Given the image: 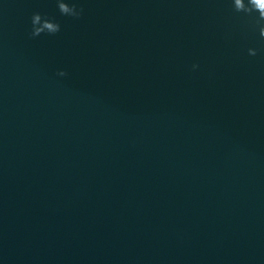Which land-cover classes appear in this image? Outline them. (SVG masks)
Instances as JSON below:
<instances>
[{"label":"water","instance_id":"95a60500","mask_svg":"<svg viewBox=\"0 0 264 264\" xmlns=\"http://www.w3.org/2000/svg\"><path fill=\"white\" fill-rule=\"evenodd\" d=\"M66 2L81 19L0 0V264H264L253 18L233 0ZM35 13L61 31L32 38Z\"/></svg>","mask_w":264,"mask_h":264},{"label":"clouds","instance_id":"9594fccd","mask_svg":"<svg viewBox=\"0 0 264 264\" xmlns=\"http://www.w3.org/2000/svg\"><path fill=\"white\" fill-rule=\"evenodd\" d=\"M58 10L61 15L71 17L73 19H81L84 13L83 8L77 7L75 3L66 2V0H56ZM233 10L236 13H243L253 18L252 27L259 31L261 38H264V0H233ZM258 14V15H257ZM61 31V25L54 18L43 16L35 13L32 16L31 37L37 38L43 34L55 36ZM248 54L252 57L258 55V50L254 48L248 49ZM199 68V65H193V70ZM60 77H67V71H59Z\"/></svg>","mask_w":264,"mask_h":264}]
</instances>
